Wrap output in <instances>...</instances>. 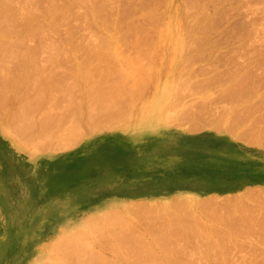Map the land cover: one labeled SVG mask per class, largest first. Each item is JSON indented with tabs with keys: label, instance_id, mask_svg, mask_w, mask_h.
Returning <instances> with one entry per match:
<instances>
[{
	"label": "rangeland",
	"instance_id": "rangeland-1",
	"mask_svg": "<svg viewBox=\"0 0 264 264\" xmlns=\"http://www.w3.org/2000/svg\"><path fill=\"white\" fill-rule=\"evenodd\" d=\"M190 1L7 2L2 13L20 23V29L1 34L5 43L1 42L14 44H8L15 48L7 53L10 56L24 53V57L19 58L23 61L15 57L22 62L19 68L9 55L3 57L9 62L0 57L4 60L0 77L5 78L0 84L12 80L0 90L12 99L14 92H21L18 100H12L0 91L1 98L8 99L0 103V109L4 103L7 107L0 110L4 130L0 132V264H264V66L254 61L258 41L256 36L242 42L232 39L226 29L234 20V0H216L215 14L212 0H195L197 5ZM31 15L37 26L29 23ZM17 18H22V24ZM213 19H217L215 27ZM25 30L32 32L33 40L27 36L16 43ZM6 47L0 53L6 54ZM34 47V60L39 65L43 61L45 67L25 60L28 49ZM12 50L21 51L14 56ZM33 64L42 71L29 69ZM12 68L22 70L18 74ZM21 71L25 76L31 71L36 81ZM246 74L249 78L244 79ZM48 78H55L51 80L54 88ZM95 78L103 79L100 89L118 90L117 99L104 97L105 103L115 99L109 117L105 116L109 111L92 104L93 95L86 90ZM15 80L21 81L19 88ZM45 83L52 90L68 85L52 94L43 88L50 97L43 101L40 85L47 87ZM227 85L226 91L233 95L225 98ZM239 88L248 90L243 94ZM23 93L32 102L33 112L9 118L22 109ZM45 105L50 106L48 117L55 112L52 124ZM57 114L62 118L56 120ZM33 116L35 125L45 116V128L37 130L33 125L29 131ZM77 240L90 249L84 253L91 257L89 263H83L78 251L66 250V243ZM95 256L100 261L92 260Z\"/></svg>",
	"mask_w": 264,
	"mask_h": 264
},
{
	"label": "bare ground",
	"instance_id": "bare-ground-1",
	"mask_svg": "<svg viewBox=\"0 0 264 264\" xmlns=\"http://www.w3.org/2000/svg\"><path fill=\"white\" fill-rule=\"evenodd\" d=\"M2 1H3V0H2ZM8 1H10V0H8ZM8 1L6 0V2H5V1L1 2V0H0V10H1V12H0V13H1V14H0V46H2V47H4V46H8V47L5 48L6 50H7V48H9V49H8V52L5 51L6 54H4V53H0V54H4V56L0 55L1 59H5V58H3V57H5L6 55H9V54H7V53H10V51H9L10 49H13V50L15 49L14 47L11 48L12 45L14 46V44L10 45V43H9L8 41H7V43H8L11 47H10L8 44H6V45H4V46L2 45V42H1V41H4L3 43H5V40H1V34H6V33L10 32V31H13V30H14L13 32L18 31V28L20 27V25H19L20 23H19V24H16V22H15L14 20H13L12 22H14L15 24H13V23L11 22V19H12V18H10L11 15H8V13H7V16H9V17L7 18V16L5 15V14H6V11H5V14H4V12L2 13V11L7 7V2H8ZM22 1H23V0H21V3H22ZM30 1H31V0H30ZM36 1H38V0H36ZM186 1H188V0H186ZM189 1H190V0H189ZM27 2H28V1H27ZM190 2H191V1H190ZM193 2H195V4H196V1H195V0H194ZM193 2L191 3L192 5H193ZM232 2H233V10H234V11H233V14H234V20L231 21V23L228 25V27H227L226 29H229L228 32H229V31L232 32V33L230 32V33L232 34V35L230 34V35L232 36V39H235V40H238V41H241V42H242V40L250 39V38H253V36H254V37L256 36V40L258 41V46L256 47V49H257V50H256L257 53L254 55V58H255L254 61H255V64H258V66H259V64H260V66H262V65L264 66V0H234V1H232ZM11 3H12V2H11ZM13 3H14V0H13ZM25 3H26V2H25ZM32 3H33V2H32ZM36 3H37V2H36ZM53 3H54V2H53ZM212 3H213V5H212V6H213V13L215 14L216 11H217V10H216V9H217V2H216V0H212ZM22 4H23V3H22ZM26 4H27V3H26ZM50 4H52V3H50ZM189 4H190V3H189ZM231 4H232V3H231ZM17 5H18V3H17ZM30 5H31V4H30ZM35 5H37V4H35ZM68 5L71 6V3L68 2ZM68 5H67V7H66V10L64 9L67 13H66L65 11H63V13L65 12V13L67 14V16L69 17V14H68V13H69V12H68L69 10L67 11V9H69V8H68V7H69ZM72 5H73V4H72ZM196 5H197V4H196ZM196 5H195V6H196ZM8 6H10V5H8ZM20 6H21V5H20ZM32 6H34V4H33ZM55 6H56V5H55ZM195 6H194V7H195ZM21 7H22V6H21ZM25 7L27 8L28 6H25ZM45 7L48 8V5L45 6ZM184 7H185V6H184ZM184 7H183V8H184ZM189 7L191 8V6H189ZM14 8H15V7H14ZM17 8H18V6H17ZM31 8H32V7H31ZM31 8H29V9H31ZM64 8H65V7H64ZM8 9H9V8H8ZM11 9H12V8H11ZM21 9H22V8H21ZM24 9H25V8H24ZM36 9H37V8H36ZM43 9H44V8H43ZM45 9H46V8H45ZM152 9H153V8H152ZM152 9H151V10H152ZM188 9H189V8H188ZM192 9H194V8H192ZM16 10H17V9H16ZM39 10H40V9H39ZM41 10H42V9H41ZM47 10H48V9H47ZM96 10H97V9H96ZM7 11H8V10H7ZM27 11H28V8H27ZM27 11H25V12L27 13ZM31 11L33 12V10H31ZM60 11H62V10H60ZM184 11H185V10H184ZM8 12H9V11H8ZM10 12H12V11H10ZM15 12H17V11H15ZM18 12H20V11H18ZM18 12H17V13H18ZM37 12H38V11H37ZM39 12L41 13V11H39ZM44 12H46V11H44ZM47 12L49 13V11H47ZM187 12H188V11H187ZM48 13H47V14H48ZM60 13H61V12H60ZM65 13H64V15H66ZM86 13H87V12H86ZM94 13H95V12H94ZM2 14H4V15H2ZM13 14H14V13H13ZM15 14H16V13H15ZM21 14L23 15L22 12H21ZM24 14H25V13H24ZM33 14H34V13H33ZM35 14H36V12H35ZM71 14H72V12H71ZM97 14H98V13H97ZM154 14H157V13H154ZM189 14H190V12H189ZM214 14H213V15H214ZM233 14H232V15H233ZM16 15H17V14H16ZM27 15H28V14H27ZM27 15H26V17H27ZM44 15L46 16V14H44ZM44 15H43V16H44ZM58 15H59V14H58ZM60 15H63V14L61 13ZM84 15H85V14H84ZM84 15H83V16H84ZM87 15H88V14H87ZM95 15H96V14H95ZM2 16H6V17H5V18H2ZM28 16H29V15H28ZM34 16H36V15H34ZM37 16H38V15H37ZM45 16H44V17H45ZM67 16H66V17H67ZM85 16H86V15H85ZM85 16H84V17H85ZM99 16H100V15H99ZM13 17H15V15H13ZM18 17H19V15H18ZM22 17H23V16H22ZM24 17H25V16H24ZM29 17H30V16H29ZM84 17H83V18H84ZM95 17H96V16H95ZM149 17H151V16H149ZM152 17H153V16H152ZM156 17H157V15H156ZM184 17H185V16H184ZM1 18H2V20H5V21H3V25H1ZM15 18H16V17H15ZM33 18H35V17H33V15H31V20L29 21V23L31 22V25H32V23H33L32 21L34 20ZM99 18H102V17H99ZM158 18H159V17H158ZM158 18H156V20H157ZM185 18H186V17H185ZM17 19H18V18H17ZM17 19H15V20L17 21ZM21 19H22V18H20V20H19V19H18V20L21 21ZM53 19H54V18H53ZM57 19H58V17H57ZM96 19H97V18H96ZM106 19H107V18H106ZM124 19H125V18H124ZM154 19H155V17H154ZM154 19H153V20H154ZM195 19H196V18H195ZM195 19H194V21H195ZM55 20H56V18H55ZM84 20H85V19H84ZM86 20H87V19H86ZM104 20H105V19H104ZM125 20H126V19H125ZM156 20H155V21H156ZM215 20H217V19H213V21H212V22H213V25L210 23V24H211L212 26H214V27H215V23H216ZM38 21H39V20H38ZM51 21H52V19H51ZM56 21H57V20H56ZM102 21H103V20H102ZM105 21H107V20H105ZM151 21H152V20H151ZM157 21H158V20H157ZM157 21H156V22H157ZM210 21H211V20H210ZM4 22H5V23H4ZM63 22H65V21H63ZM103 22H104V21H103ZM126 22H127V21H126ZM217 22H218V21H217ZM6 23H8V24H6ZM11 23H12L13 25H12ZM38 23H39V22H38ZM40 23H41V22H40ZM46 23H48V22H46ZM46 23H45V24H46ZM51 23H52V25L54 24L53 21H52ZM84 23H85V21H84ZM104 23H105V22H104ZM152 23H154V22L152 21ZM157 23H158V22H157ZM189 23H191V22H189ZM10 24H11V25H10ZM21 24H22V21H21ZM34 24H35V25H34ZM49 24H50V23H49ZM49 24H48V25H49ZM210 24H209V25H210ZM17 25H18V26H17ZM28 25H29V24H28ZM33 25H34V26H37V23L35 22V23H33ZM46 25H47V24H46ZM52 25H51V28H52ZM57 25H58V24H57ZM84 25H86V24H84ZM154 25H155V24H154ZM154 25H153V26H154ZM15 26H16V28H15ZM26 26H27V24H26ZM49 26H50V25H49ZM58 26H59V25H58ZM88 26H90V25H88ZM200 26H201V25H200ZM207 26H208V25H207ZM29 27H30V26H29ZM47 27H48V26H47ZM129 27H131V26H129ZM129 27H128V29H129ZM35 28H36V27H35ZM35 28H33V29H34V30H36V29L38 30V28H36V29H35ZM48 28H49V27H48ZM54 28H56V26H55ZM54 28H53V29H54ZM126 28H127V26H126ZM154 28H155V27H154ZM192 28H193V27H192ZM19 29H20V28H19ZM33 29H32V30H33ZM53 29H52V30H53ZM70 29H71V28H70ZM155 29H156V28H155ZM215 29H218V27H217V28H214V30H215ZM29 30H30V28H29ZM42 30H45V29L43 28ZM156 30H157V29H156ZM25 31H26V30H25ZM27 31H28V30H27ZM27 31H26V32H27ZM38 31H40V30H38ZM46 31H47V30H46ZM46 31H45V33H46ZM141 31H142V30H141ZM154 31H155V30H154ZM187 31H189V30H187ZM41 32L43 33V31H41ZM41 32H39V33H41ZM191 32H192V31H191ZM228 32H227V33H228ZM39 33H38V34H39ZM42 33H41V34H42ZM47 33H48V32H47ZM141 33H143V32H141ZM153 33H154V32H153ZM169 33H170V32H169ZM36 34H37V33H36ZM144 34H145V33H144ZM190 34H191V33H190ZM27 36H29V37H30L29 39L31 40V39H32V38H31V37H32V32L30 31V33H29V31H28L27 33H25V35H20L21 38L18 36V39H17V37H16V39H15V37H14V39L17 40L16 43H18V42L20 41V39H21V41L23 40L22 37L27 38ZM39 36H40V34H39ZM39 36H38V37H39ZM41 36H42V35H41ZM43 36H45V35L43 34ZM47 36H48V34H47ZM169 36H170V35H169ZM11 37H12V36H11ZM38 37H37V38H38ZM49 37H50V36H49ZM49 37H47V38H49ZM61 37H62V36H61ZM234 37H235V38H234ZM12 38H13V37H12ZM12 38H9V40H12V41H13L14 39H12ZM25 38H24V40H25ZM33 38H34V37H33ZM42 38H44V37H42ZM63 38H64V37H63ZM102 38L104 39L105 37H102ZM27 39H28V38H27ZM40 39H41V38H40ZM58 39H59V38H58ZM60 39H61V38H60ZM100 39H101V38H100ZM146 39L149 40L148 38H146ZM150 39H151V38H150ZM169 39H170V37H169ZM169 39H168V40H169ZM15 40H14V41H15ZM32 40H33V39H32ZM35 40H36V39H35ZM37 40H38V39H37ZM37 40H36V41H37ZM45 40L47 41V39H45ZM56 40H57V39H56ZM63 40H64V39H63ZM105 40H106V38H105ZM105 40H104V41H105ZM38 41H40V40H38ZM41 41H42V40H41ZM48 41H49V40H48ZM50 41H51V40H50ZM102 41H103V40H102ZM32 42H34V41H32ZM42 42H43V41H42ZM54 42H55V41H54ZM63 42H64V41H63ZM100 42H101V41H100ZM106 42H107V41H105V43H106ZM145 42H146V40H145ZM147 42H148V41H147ZM149 42H152V41H149ZM20 43H21V42H20ZM47 43H48V42H45V43H44V45L46 44V45H45L46 48H47ZM102 43H103V42H102ZM27 44H28V42H26V45H27ZM39 44H40V42H38V45H39ZM55 44H56V42H55ZM57 44H58V43H57ZM61 44H62V43H61ZM106 44H107V43H106ZM106 44H103V46L106 45ZM186 44H187V43H186ZM19 45H20V44H19ZM22 45L25 46V44H23V42H22ZM22 45H20V46H22ZM28 45H29V44H28ZM34 45H35V44H34ZM48 45H50V43H49ZM51 45H52V44H51ZM51 45H50V47H51ZM63 45H64V44H63ZM63 45H61V47H62ZM17 46H18V45L16 44L15 47H17ZM30 46H31V44H30ZM54 46H55V45H54ZM171 46L173 47V45H171ZM2 47L0 48V51H1V49H2L1 52L4 51V50H3L4 48H2ZM40 47H41V46H40ZM48 47H49V46H48ZM58 47H59V46H58ZM61 47H60V48H61ZM189 47H190V46H189ZM24 48H25V47H24ZM27 48H28V47H27ZM36 48H37V47H36ZM36 48L34 47V48H32V49H28L29 51L26 53V57H27V58L25 57L26 59H25V58H24V59H25L26 61L28 60V62H30L29 64H31L33 61L36 62V59L34 60V57H35V56H34V54H35L34 51L36 50ZM42 48H43V47H41L39 50H42V51H43L44 49H42ZM60 48H59V49H60ZM191 48H192V47H191ZM33 49H35V50H33ZM47 49H48V48H47ZM52 49L54 50V48H52ZM62 49H63V48H62ZM185 49H186V47H185ZM13 50H12V52H13ZM45 50H46V49H45ZM48 50H49V49H48ZM60 50H61V49H60ZM60 50H59L58 52H60ZM187 50H188V49H187ZM16 51H17V50H16ZM16 51H14V52H16ZM20 51H21V50H20ZM20 51H17V52H20ZM42 51H41V52H42ZM61 51H63V50H61ZM97 51H98V50H95L94 52L96 53ZM12 52H11V53H12ZM14 52H13V54H14ZM23 52H24V50H23ZM36 52L38 53V50H37ZM43 52H44V51H43ZM47 52H49L48 54L50 55L51 52H50V51H47ZM53 53H54V52H53ZM89 53H92V51L89 52ZM38 54L40 55L41 53H38ZM42 54H43V53H42ZM44 54H45V53H44ZM46 54H47V53H46ZM46 54H45V55H46ZM92 54H94V53H92ZM15 55H16V53L14 54V56H15ZM18 55H21V54L18 53ZM18 55L15 56V57H18V59H19L20 57H24V53H23V56H22V55H21V56H18ZM35 55H37V54H35ZM39 55H38V57H39ZM49 55H47V57H49ZM95 55H96V54H95ZM100 55H101V53H100ZM42 56H43V55H42ZM55 56H56V55H55ZM92 56H93V55H92ZM96 56L98 57V54H97ZM6 57L9 58V59L13 58V60L15 61V62L13 61V64H14V65L16 64V66H14L15 68H19V67H17V66L19 65V63H20V64L22 63V62H19V63H18V61H23L22 59H21V60H20V59L18 60V59L16 58V59L18 60V61H17V60L15 59V57H13L12 55H11V56L9 55V56H6ZM10 57H11V58H10ZM47 57H46V58H47ZM51 57H52V56H51ZM59 57H60V56H59ZM7 58L5 59V61H8V62H9L10 60H9V59L7 60ZM94 58H95V57H94ZM100 58H101V57H100ZM108 58H109V57H108ZM214 58H215V56H214ZM214 58H213V59H214ZM1 59H0V63L2 62V64H3L4 60L2 61ZM49 59H50V58H49ZM91 59H92V58H91ZM98 59H99V57H98ZM110 59H111V58H110ZM113 59H114V58H113ZM215 59H216V58H215ZM11 60H12V59H11ZM25 60H24L23 63H25ZM37 60H38V59H37ZM44 60L46 61L47 59H44ZM187 60H188V59H187ZM40 61H41V60H40ZM47 61H48V63H49V60H47ZM53 61H54V60H53ZM108 61H109V60H108ZM8 62H7V63H8ZM35 62H33V63H35ZM38 62H39V61H38ZM42 62H43V61H42ZM42 62H39V63L42 64ZM213 62H214V61H213ZM213 62H212V64H213ZM10 63L12 64V61H11ZM26 63H27V62H26ZM36 63H37V62H36ZM36 63H35V64H36ZM107 63H108V62H107ZM107 63H106V64H107ZM110 63H111V62H110ZM215 63H216V61L214 62V65L216 66ZM5 64H6V62L4 63V65H5ZM8 64H9V63H8ZM11 64H10V65H11ZM37 64H38V63H37ZM37 64H36V65H37ZM41 64H40V65H41ZM43 64H44V63H43ZM43 64H42V65H43ZM6 65H7V64H6ZM23 65H24V64H23ZM23 65H22V66H23ZM27 65H28V64H27ZM36 65L33 64V66H32V65H29V66H31V67H29V66H27V67H29V69H30V68H34V69L36 70V69H37ZM40 65L38 64L39 67H40ZM42 65H41V67H42ZM108 65H109V64H108ZM214 65H213V66H214ZM19 66H21V65H19ZM34 66H35L36 68H35ZM256 66H257V65H256ZM258 66H257V67H258ZM0 67H1V64H0ZM2 67H3V66H2ZM4 67H5V66H4ZM44 67H45V64H44ZM236 67H237V66H236ZM236 67H235V68H236ZM8 68H9V67H8ZM8 68H7V69H8ZM15 68H12V69H13L14 71H18V74H19V70H22V69H21L22 67H21L19 70H18V69H15ZM110 68L112 69V66H111ZM110 68H109V69H110ZM214 68H216V67H213V69H214ZM230 68H232V67H230ZM230 68H229V70H231ZM260 68H261V67H260ZM9 69L11 70V68H9ZM29 69H28V70H29ZM34 69H31V71H32V70L34 71ZM44 69H45V68H44ZM101 69H102V68H101ZM106 69H107V68H106ZM111 69H110V70H111ZM115 69H116V68H115ZM236 69H237V68H236ZM238 69H240V68H238ZM263 69H264V68L262 67L261 70H263ZM10 70H8V71H10ZM24 70L26 71L25 68H24ZM28 70H27V71H28ZM37 70H38V69H37ZM50 70H51V69H50ZM107 70H108V69H107ZM116 70H117V69H116ZM181 70H182V68H181ZM261 70H260V71H261ZM4 71H5V70H4ZM6 71H7V70H6ZM27 71H26V72H27ZM31 71H30L29 74H31ZM38 71L40 72V71H42V70L39 69ZM51 71H52V70H51ZM112 71H114V70H112ZM227 71H228V70H227ZM234 71H235V70H234ZM247 71H248V70H247ZM247 71H246V72H247ZM263 71H264V70H263ZM263 71L261 72L262 74H263ZM26 72H24V73H26ZM28 72H29V71H28ZM28 72H27V73H28ZM35 72H36V71H35ZM52 72H53V71H52ZM81 72H82V71H81ZM104 72H105V71H104ZM104 72H103V73H104ZM183 72H184V69H183ZM225 72H226V70H225ZM237 72H238V70H237ZM7 73H8V72H7ZM10 73H11V72H10ZM21 73H22V71H21ZM21 73H20V74H21ZM94 73H95V72H94ZM98 73H99V72H98ZM178 73H179V72H178ZM234 73H235V72H234ZM250 73H251V72H250ZM8 74H9V73H8ZM8 74H7V75H8ZM13 74H14V73H13ZM29 74H27L26 76H28ZM49 74H50V73H49ZM49 74L46 75V78H47V76H49ZM104 74H106V72H105ZM104 74H103L102 76H104ZM107 74H108V73H107ZM114 74H115V73H114ZM214 74H216V70H215V69H214ZM248 74H249V73H248ZM251 74H252V73H251ZM251 74H250V75H251ZM259 74H260V72H259ZM3 75H4V77H5V72H4ZM3 75H2V77H3ZM16 75H17V74H15V76H16ZM21 75H24V74L22 73ZM39 75H40V74H39ZM82 75H84V72L82 73ZM89 75H91V74H89ZM94 75H96V73H95ZM217 75H218V74H217ZM224 75H226V74L224 73ZM231 75H232V74H231ZM240 75H241V74H240ZM246 75H247V74H246ZM250 75H249V76H250ZM0 76H1V74H0ZM8 76H9V75H8ZM15 76H14V78H15ZM26 76L24 75V77H26ZM29 76H30L31 79L33 78V80H34V77H33L32 75H29ZM31 76H32V77H31ZM35 76H36V73H35ZM51 76H52V75H51ZM85 76H86V75H85ZM98 76H99V75H98ZM100 76H101V75H100ZM114 76H115L114 78H116V75H114ZM214 76H215V75H214ZM227 76H228V72H227ZM242 76H243V75H241V77H242ZM244 76H245V75H244ZM260 76H261V75H260ZM9 77H10V76H9ZM43 77H44V76H43ZM56 77H57V75H56ZM106 77H107V75H106ZM232 77H233V76H232ZM241 77H239L240 80L243 78V77H242V78H241ZM262 77H263V76H262ZM262 77H261V78H262ZM6 78H7V77H6ZM11 78L13 79V77H10V79H11ZM27 78H28V77H27ZM46 78H45V79H46ZM104 78H105V77H104ZM109 78H110V77H109ZM227 78H228V77H227ZM239 78H234V79H235V80H239ZM247 78H249L248 75H247V77H244V79H247ZM257 78H259V76H257ZM0 79L3 81V79H2L1 77H0ZM37 79H38V78H37ZM48 79H49V78H48ZM48 79H47V80H48ZM53 79H55V78H51V79H49L50 82H51V80H53ZM59 79H61V78H59ZM62 79H64V78H62ZM95 79H96V78H95ZM95 79H94V80H95ZM97 79H98V78H97ZM97 79H96V81H94V80H93L92 82L90 81V84H87V83H86V84H87V85L85 84V85H86V88H87L86 90H88V93L91 92V94L93 95V96H92V101H91L92 104H93V102H94V105L97 104V108H99V109H104L106 112H108L109 110H111V109H110V107H111L110 104H112L111 102L114 101L115 99H117V98H115V97H119V96L117 95V91H118V90L115 91V90L112 89V88H110L111 90H110L109 88H108L109 90H108V89H106V90L104 89V90H103L102 87H104V86H101V89H100L99 83H100L101 81H103V79L101 78L102 80H100V81L97 80ZM107 79H108V78H107ZM1 80H0V82L2 83ZM47 80H46L45 82H47ZM56 80H57V79H56ZM91 80H92V79H91ZM108 80H110V79H108ZM113 80H114V79H113ZM113 80H112V81H113ZM117 80H118V77H117ZM231 80H232V79H231ZM235 80H233V81H235ZM242 80H243V79H242ZM242 80H241V81H242ZM255 80H257V79H255ZM258 80H260V78H259ZM263 80H264V79H263ZM4 81H5V78H4ZM4 81H3V83H4ZM11 81H12V80H10V82H11ZM15 81H16V84L14 85V82H15ZM15 81H14L12 84H13L14 86H16V87H17V86L20 87L19 84H22L21 81H19V80H15ZM34 81H36V80H34ZM41 81H42V80H41ZM54 81H55V80H54ZM112 81H111V82H112ZM233 81H232V83H233ZM247 81H248V80H247ZM247 81H246V82H247ZM250 81H251V80H250ZM250 81H249V83H250ZM252 81H253V80H252ZM252 81H251V82H252ZM261 81H262V80H261ZM7 82L10 83V82L8 81V79H6L5 85L2 86L3 84H0V86H1V87H5V86L7 85ZM18 82H19V83H18ZM32 82H33V81H32ZM48 82H49V81H48ZM50 82L48 83L49 86H50V84H51L50 87H51V88H54L55 86L52 87V85H54V83L52 84V82H51V83H50ZM65 82H66V81H65ZM82 82H83V81H82ZM97 82H98V83H97ZM106 82H108V81H106ZM119 82H120V81H118V84H119ZM17 83H18V85H17ZM23 83H25V82H23ZM40 83H41V82H40ZM57 83H59V81H57ZM63 83H64V82H63ZM185 83H186V82H185ZM239 83H240V82H239ZM239 83H237L238 86H239ZM255 83H256V81H255ZM261 83H262V82H261ZM263 83H264V82H263ZM10 84H11V83H10ZM27 84H29V83H27ZM27 84H26V85H27ZM32 84H33V83H30V84H29L30 87H33ZM45 84H47V83H45ZM48 84H47V87H46V85L44 86V84H43V85H40V86L42 87V89H41V87H40V89L43 91V88H44L45 91H47L49 94H52V93H50V92H51V91L53 92V90H55L56 88L52 90L51 88L48 87ZM66 84H67V83H66ZM66 84H64V85H66ZM96 84H98V86H99L98 88H99V89L97 88ZM112 84H114V83H112ZM120 84H121V82H120ZM140 84H141V83H140ZM242 84H243V83H242ZM26 85L24 84L23 86L25 87ZM61 85H62V82H61ZM61 85H60V86H61ZM64 85H63V86H64ZM67 85H68V84H67ZM82 85H83V84H82ZM101 85H102V83H101ZM106 85L108 86V84H106ZM182 85H183V84H182ZM229 85H230V84H229ZM229 85H227V86H229ZM231 85H232V84H231ZM257 85H258V83H257ZM11 86H12V85L7 86V87H6L7 89H6V88H4V89L8 90V88H9V87L11 88ZM14 86H13L12 89L15 88ZM57 86H58V85H57ZM63 86H61V87L63 88ZM111 86H112V85H111ZM122 86H123V84H122ZM227 86H226V87H227ZM242 86H244V85H242ZM245 86H247V85H245ZM255 86H256V85H255ZM19 87H17V88H19ZM21 87H22V86H21ZM30 87H27V91L25 92L26 94H28V91L31 90V89H28V88H30ZM45 87H46V88H45ZM61 87H60V88H57L56 90L61 89ZM70 87H71V86H70ZM119 87H121V86H119ZM232 87H233V85H232ZM17 88H16V90H18ZM65 88H66V87L64 86V89H65ZM67 88H68V86H67ZM228 88H230V86L227 87V88L224 90V94H223V96H224L225 98H228V97H230V95H233L232 92H230V91L227 92V91H226V90H228ZM242 88H243V87H242ZM244 88H245V87H244ZM244 88H243V89H244ZM257 88H258V87H257ZM0 89H2V88H0ZM21 89H23V88H21ZM21 89H19V91H20ZM115 89H116V88H115ZM117 89H118V88H117ZM122 89H123V88H122ZM239 89H240L239 92H242V91H241V88H239ZM250 89H251V88H250ZM254 89H255V88H254ZM2 90H3V89H2ZM2 90H0V91H2ZM10 90H11V89H10ZM16 90L14 89V91H16ZM25 90H26V88H25ZM25 90H24V91H25ZM41 90H40V91H41ZM247 90H248V88H247ZM247 90H245V91H247ZM24 91L22 90V92H24ZM37 91H39V90H37ZM60 91H62V89H61ZM65 91H67V90H65ZM126 91H128V90H126ZM245 91H243L242 93L244 94ZM251 91H252V90H251ZM8 92H9V91H8ZM10 92H11V91H10ZM43 92H44V91H43ZM119 92H120V90H119ZM128 92H130V91H128ZM1 93H2L4 96H6V97H7V94H9V93H7V91H5V92L2 91ZM11 93H12V92H11ZM15 93H16V94H15ZM20 93H21V92L18 93V92L16 91V92H14V95H13V94H12V95L14 96V98H16V99L18 100V97L20 98V96H18ZM25 93H23V95H25ZM34 93H35V92H34ZM37 93H38V92H37ZM53 93H54V92H53ZM137 93H138V92H137ZM242 93H241V94H242ZM5 94H6V95H5ZM84 94H85V93H84ZM86 94H87V91H86ZM119 94H120V93H119ZM123 94H125V93H123ZM246 94H247V92H246ZM10 95H11V94H10ZM23 95H21V96L23 97ZM35 95H36V93H35ZM53 95H54V94H53ZM247 95H248V94H247ZM247 95H243V96L246 97ZM32 96H33V95H32ZM32 96H31V97H32ZM50 96H51V95H50ZM54 96H55V95H54ZM57 96H58V95H57ZM72 96H73V95H72ZM106 96H107V97H108V96H111V97H114L115 99H112V101H111L110 103H109V101L105 103L104 101H107V100H105V99H107ZM120 96H121V94H120ZM88 97H91V95L89 96V94H88ZM104 97H105V99H104ZM111 97H110V100H111ZM121 97H122V96H121ZM235 97L237 98L236 95H235ZM238 97L241 98V96H238ZM7 98H9V97H7ZM14 98H13V99H14ZM29 98H30V97H29ZM34 98H35V97H34ZM36 98H37V97H36ZM40 98H42V99H43V98H44V99H45V98H49V100H50V97H48L47 93L45 94V92H44V97H43V95H42V97H40ZM52 98H53V97H52ZM73 98H74V97H73ZM5 99H6V98H5ZM5 99H4V98H1V95H0V103H1L2 101L4 102ZM9 99H12V98L10 97ZM13 99H12V100H13ZM30 99H31V98H30ZM32 99H33V98H32ZM38 99H39V98H38ZM38 99H36L37 102L40 100V99H39V100H38ZM42 99H41L40 101H42ZM44 99H43V101H44ZM119 99H120V98H119ZM1 100H2V101H1ZM6 100H8V99H6ZM17 100H16V101H17ZM24 100H25V101H24ZM46 100H47V99H46ZM54 100H56V98H54ZM66 100H67V99H66ZM103 100H104V101H103ZM108 100H109V99H108ZM120 100H121V99H120ZM130 100H131V99H130ZM32 101H35V100L33 99ZM43 101H42V102H43ZM56 101H57V100H56ZM58 101H59V99H58ZM63 101H64V100H63ZM75 101H76V100H75ZM116 101H117V100H116ZM122 101H123V100H122ZM20 102H21L22 109L19 110V111L17 110V111H15L14 113L12 112V113H13V116L10 114L12 117H9V118H12V119H13L14 116L17 117V115L19 116L20 113H21V115H23L24 113L30 112L31 110H32V112H33V109H31L32 107L30 108L31 105H29V104L32 103V102L29 101V99L26 97V95L24 96V99L21 100ZM28 102H29V103H28ZM37 102H35V103H37ZM60 102H61V101H60ZM77 102H78V101H77ZM103 102H104V103H103ZM8 103H9V102H8ZM12 103H13V102H12ZM35 103H33V104H35ZM57 103H58V102H57ZM114 103H115V102H113V104H114ZM4 104H5V103H4ZM4 104H1V105H2V109H3V108H4V109L7 108L6 105H5V107H4ZM9 104H10V103H9ZM13 104H14V103H13ZM13 104H12V105H13ZM16 104H18V103H16ZM33 104H32V106H34ZM79 104H80V103H79ZM36 105H37V104H36ZM51 105H53V104L51 103ZM63 105H64V104H63ZM10 106H11V105H10ZM18 106H19V105H18ZM206 106H207V105H206ZM243 106H244V105H243ZM11 107H12V106H11ZM35 107H36V106H35ZM40 107H41V106H40ZM55 107H56V106H55ZM60 107H61V106H60ZM131 107H132V106H131ZM131 107H130V108H131ZM0 108H1V107H0ZM33 108H34V107H33ZM49 108H50V106H49ZM49 108H46V105H45L46 113H47V112H50V111H49ZM51 108H52V107H51ZM87 108H88V107H87ZM199 108H200V107H199ZM203 108H204V107H203ZM206 108H207V107H206ZM206 108H205V109H206ZM2 109H0L2 112L5 111L4 109H3V110H2ZM9 109H10V108H8V110H9ZM36 109H37V108H36ZM47 109H48V111H47ZM53 109H54V108H53ZM90 109H91V108H90ZM201 109H202V108H201ZM12 110H13V109H12ZM12 110H11V111H12ZM50 110H51V109H50ZM202 110H204V109H202ZM1 111H0V112H1ZM40 111H42V110H40ZM97 111L100 112L101 110H97ZM112 111H113V110H112ZM6 112H7V111H6ZM18 112H19V114L14 115V114H16V113H18ZM34 112H35V111H34ZM43 112H44V109H43ZM56 112H57V111H56ZM115 112H116V114H119V113H117V111H115ZM242 112H243V114H244V111H242ZM8 113H9V112H8ZM8 113H7V116H8ZM22 113H23V114H22ZM46 113H45V114H46ZM58 113H59V112H58ZM103 113H104V111H102L101 114H103ZM110 113H111V112L109 111V113H106V114L104 113V114H105V116H107V115L109 114V115H108V117H109V116H110ZM113 113H114V112H112V114H113ZM121 113H122V112L120 111V114H121ZM123 113H124V112H123ZM187 113H188V112H187ZM251 113H252V111H251ZM5 114H6V113H5ZM5 114H4V115H5ZM38 114H40V113L38 112ZM50 114H51V113H50ZM53 114H55V112H54ZM53 114H52L51 116H49V117L47 116V115H49V113L46 114V117H48V118H47V121H49V123H50V121H54V118H52V117H53ZM112 114H111V115H112ZM125 114H126V113H125ZM241 114H242V113H241ZM241 114H240V115H241ZM246 114H247V113H246ZM246 114H245V115H246ZM57 115H58V114H57ZM60 115H62V114H59V115H58V118H57L56 120L62 118ZM240 115H239V116H240ZM7 116H6V118H7ZM23 116H24V115H23ZM31 116H32V115H31ZM38 116H39V115H38ZM38 116H36V117H38ZM40 116H41V114H40ZM54 116H56V115H54ZM62 116H63V115H62ZM116 116H117V115H116ZM182 116H184V114H183ZM187 116H188V115H187ZM195 116H196V115H195ZM236 116H238V115H236ZM34 117H35V116H33V118L30 117L31 119H30V121L28 122V125H29L28 127L31 126L30 129H29V131H30V130H33V129H31V128H33V127H32L33 125H34V128H35L36 126H38L37 130H38V129H41V128H45L44 125H45V123H47V121H46V119H45L46 117H45V116H44V118L42 117L41 120H42V119H43V120H42V121L40 120V122H36V123H37L36 125H35ZM56 117H57V116H56ZM59 117H61V118H59ZM103 117H104V115H103ZM111 117H112V116H111ZM184 117H185V116H184ZM240 117H242V116H240ZM244 117H245V116H244ZM6 118H5V119H6ZM9 118H8V120H9ZM49 118H52V120H48ZM186 118H187V117H186ZM196 118H197V117H196ZM199 118H200V117H199ZM249 118H250V117H249ZM249 118L247 117V118H245V119L248 120ZM19 119H22V117H20ZM35 119L38 120V118H35ZM39 119H40V118H39ZM103 119H105V118H103ZM191 119H192V118H191ZM241 119H242V118H241ZM261 119H263V118H261ZM1 120H2V119H1ZM17 120H18V119H17ZM17 120H16V121H17ZM32 120H33V121H32ZM56 120H55V123H57ZM90 120H91V119H90ZM200 120H201V119H200ZM202 120H204V119H202ZM250 120H251V119H250ZM254 120H256V119H253V121H254ZM19 121L21 122L22 120H19ZM27 121H28V119H27L25 122H23V124L26 123ZM98 121H99V120H98ZM98 121H97V122H98ZM195 121H196V120H195ZM2 122H3V121H2ZM10 122H11V119H10ZM17 122H18V121H17ZM191 122H192V121H191ZM49 123H48V124H49ZM55 123H54V124H55ZM98 123H99V122H98ZM238 123H240V121H239ZM18 124H19V123H17V125H18ZM20 124H21V123H20ZM20 124H19V126H20ZM23 124H21V125L23 126ZM48 124H47V125H48ZM50 124H52V122H51ZM50 124H49V125H50ZM233 124H234V123H233ZM15 125H16V124H15V122H14V126H15ZM25 125H26V124H25ZM25 125H24V126H25ZM49 125H48V126H49ZM196 125H197V124H196ZM201 125H202V124H201ZM234 125H235V124H234ZM234 125H233V127H234ZM22 126L19 127V129H20V128H23ZM54 126H55V125H54ZM99 126H100V124H99ZM56 127H57V125H56ZM230 127H232V126H230ZM26 128H27V126L25 127V130H26ZM226 128H227V129L229 128L228 125H227ZM27 129H28V128H27ZM51 129H52V128H51ZM51 129H50V130H51ZM22 130H23V129H22ZM35 130H36V129H35ZM230 130H231V129H230ZM1 131H4V130H3V126H2L1 121H0V132H1ZM20 131H21V130H20ZM23 131H24V130H23ZM31 132H32V131H31ZM31 132H30V133H31ZM36 132H37V131H36ZM244 132H245V131H244ZM244 132H243V133H244ZM25 133H26V132H25ZM27 133H29V132H27ZM37 133H40V132H37ZM253 133H254V132H253ZM23 134H24V133H23ZM40 134H41V133H40ZM55 134H56V133H55ZM250 134H251V131H250ZM35 135H36V134H35ZM50 135H51V133H50ZM244 135H245V137H246V134H245V133H244ZM29 136H30V135H29ZM39 136H40V135H39ZM39 136H38V137H39ZM42 136H43V135H42ZM22 137H23V136H22ZM24 137H26V136H24ZM32 140H33V139H32ZM59 237H60V236H59ZM61 238H62V237H61ZM55 239H56V238H55ZM57 241H60V239L58 238L57 240H55V242H54V244H53L54 247H55L56 244H58ZM77 241H78V240H77ZM81 241H82V240H81ZM83 243H84V241H83ZM83 243L80 242V241H78V242H68V243H66L65 248H66V250H68V251H69V250H76V251H78V254L81 253V254H80V255H81L80 259H81L82 261H84L83 263H89L91 257H88V255H87V257H84V255H85L84 253H85V252H89L90 249H89V251H87L88 249H87V250L85 249V247H84V246H85V245H84L85 243H84V244H83ZM87 244H88V243H87ZM53 246H52V247H53ZM86 246H87V245H86ZM90 246H91V245H90ZM90 246H89V247H90ZM111 246H112V248L115 249L114 244L111 245ZM76 247H77V248H76ZM87 248H88V246H87ZM117 249H118V248H117ZM117 249H115V250H117ZM60 251H61V250H60ZM60 251H59V253L61 254ZM91 251H92V250H91ZM113 251H114V250H113ZM90 253H91V252H90ZM51 255H52V254H51ZM73 256H74V255H73ZM68 257H69V256H68ZM68 257H67V258H68ZM82 257H83V258H82ZM95 257H96V259H95L94 257H92V258H93L92 260H95V261L97 260V261H98L99 257H97V256H95ZM61 258H62V257H61ZM87 258H88V259H87ZM38 259H39V258H38ZM38 259H37V260H38ZM69 259H71V257H70ZM34 260H35V259H34ZM40 260H41V259H40ZM40 260H39V261H40ZM61 260H62V259H61ZM63 261H65V259H64ZM66 261H68V260H66ZM99 261H100V259H99ZM103 262H104V261H103ZM46 263H47V262H46ZM50 263L52 264V262H50ZM104 263H105V262H104ZM35 264H37V263H35ZM81 264H82V263H81Z\"/></svg>",
	"mask_w": 264,
	"mask_h": 264
}]
</instances>
